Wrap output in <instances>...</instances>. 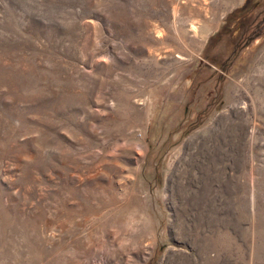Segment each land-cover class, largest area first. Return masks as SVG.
I'll return each mask as SVG.
<instances>
[{
    "label": "rangeland",
    "instance_id": "obj_1",
    "mask_svg": "<svg viewBox=\"0 0 264 264\" xmlns=\"http://www.w3.org/2000/svg\"><path fill=\"white\" fill-rule=\"evenodd\" d=\"M0 264H264V0H0Z\"/></svg>",
    "mask_w": 264,
    "mask_h": 264
},
{
    "label": "trees",
    "instance_id": "obj_2",
    "mask_svg": "<svg viewBox=\"0 0 264 264\" xmlns=\"http://www.w3.org/2000/svg\"><path fill=\"white\" fill-rule=\"evenodd\" d=\"M246 24H249V25H247V26H245ZM253 25V23H247L246 21H244V20H240L238 23H237V28H238V30H237V32H235V34L234 35H237V34H239V37H240V41H238V43H237V45H235V48H233L234 50H238L239 48H241L242 46H241V43L242 42H245V41H252L253 39H254V37H255V35H251V33H248L249 32V30H250V28H251V26ZM242 27H243V30H242V33H239L240 32V29H242ZM228 32H226V33H224V34H227ZM229 35V34H228ZM233 40H231L229 43H231ZM248 42V43H249ZM245 46V45H244ZM243 46V47H244ZM227 61H229V60H227ZM224 68V67H223Z\"/></svg>",
    "mask_w": 264,
    "mask_h": 264
}]
</instances>
